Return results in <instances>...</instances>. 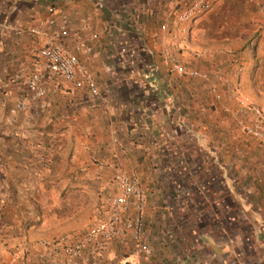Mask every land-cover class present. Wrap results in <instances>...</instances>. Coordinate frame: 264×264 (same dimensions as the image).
<instances>
[{
  "label": "crops",
  "instance_id": "0c3cea01",
  "mask_svg": "<svg viewBox=\"0 0 264 264\" xmlns=\"http://www.w3.org/2000/svg\"><path fill=\"white\" fill-rule=\"evenodd\" d=\"M177 2L0 0V204L7 216L12 211L8 209L11 200L21 206L25 200L36 199L35 192L45 191V186L53 191L58 184L90 180V173L105 165L114 169L115 175L122 169L124 155L136 164L157 150L155 157L165 166H179L182 156L168 154L184 152L177 145L179 131H231L227 119L204 110L207 103L198 95L192 100L194 111H189L183 96L185 85L161 62L160 51L168 39L158 37L159 28ZM52 10L68 18L72 31L67 46L72 50L82 46L74 52L91 71L100 96L92 98L85 89L71 91L69 84L58 80L46 84L49 106L44 112L34 103H29L25 112H14L19 101L29 102L25 85L14 77L20 65L32 69L41 45L40 40L18 31L46 19ZM191 43L181 44V56H193L192 50L199 49ZM211 58L206 64L204 58L192 64L205 69ZM218 118L225 128L215 125ZM195 148L206 152L222 171L219 179L226 191H201L196 186L192 192L164 194L167 200L182 199L177 210L192 211L196 221L193 252L184 255L180 263L264 264V185L255 191L234 192L226 172L229 159L217 160L216 149L199 141ZM245 151L246 162L250 163L253 152L264 164V150L252 145ZM67 153H74L76 161L63 160ZM78 170L84 174L74 177ZM134 173L141 179L138 171ZM180 176L179 183L190 178L185 173ZM207 178L209 183L217 182L214 177ZM162 210L169 214V204ZM6 215L4 221L9 219ZM9 226L0 220L1 231ZM205 249L208 252L203 256Z\"/></svg>",
  "mask_w": 264,
  "mask_h": 264
},
{
  "label": "rangeland",
  "instance_id": "374dc122",
  "mask_svg": "<svg viewBox=\"0 0 264 264\" xmlns=\"http://www.w3.org/2000/svg\"><path fill=\"white\" fill-rule=\"evenodd\" d=\"M176 40L180 57L189 61L191 67L210 75L209 81L181 79L182 82H179L185 85L183 96L188 100V110L194 111L192 100L198 95L207 103L204 110L216 111V115L223 116L225 121L227 119L228 130L231 131H179L177 145L184 152L168 153L173 158L182 156L183 162L179 166H165L164 161L155 157L157 150H152L151 158L146 154L147 159L136 164L124 155L120 170L128 173L138 171L141 176L147 211L145 238L152 254L147 257L138 254L130 240L125 244L112 242L101 253L89 254L83 264H181L183 256L193 252V242L197 239L193 213L179 212L177 208L182 199L167 200L164 194L192 192L196 186L201 191L220 194L226 191L219 179L222 171L214 166L206 152L196 150L198 141L208 149H216L217 160L223 157L229 159L226 172L234 192L255 191L261 186L257 179L264 175V164L258 162L253 152H250V163L246 162L245 148L256 145L264 150V147L242 132L240 122L248 118L237 111L241 96L264 108V0H218L190 26L185 38L178 37ZM183 42H192L199 47L192 53H200L199 59L204 58L205 64L212 56L208 67L193 66L192 54L181 56ZM211 87H215L216 92L212 93ZM217 121L216 126L225 128L223 120L218 118ZM66 155L63 160L76 161L74 153ZM94 164L97 165L98 161ZM108 167L105 165L98 172H91L90 180H78L70 185L58 184L53 191L45 186V191L35 192L36 199L25 200L21 206L15 205L19 201L11 200L9 216L3 211V204L0 220L11 228L0 230V264H41L38 259L42 252L40 241L52 242L63 235L83 234L96 220V207L104 197L113 193L114 169ZM78 172L74 177L84 174L83 171ZM181 173L189 174V180L179 183ZM95 175L98 178H93ZM208 176L214 177L217 182L209 183ZM188 202L191 205V201ZM166 204L170 207L169 214L162 210ZM4 215L9 219L4 221ZM207 252L205 249L203 256Z\"/></svg>",
  "mask_w": 264,
  "mask_h": 264
},
{
  "label": "built area",
  "instance_id": "2783aa9c",
  "mask_svg": "<svg viewBox=\"0 0 264 264\" xmlns=\"http://www.w3.org/2000/svg\"><path fill=\"white\" fill-rule=\"evenodd\" d=\"M217 1L178 0L164 16L158 37L168 41L161 48V62L175 78L209 81V74L191 67L189 61L180 57L176 39L185 38L190 26ZM71 31L68 18L57 10H52L46 19L18 31V34L40 40L41 45L36 51L32 69L29 65H20L14 77L23 82L29 96V102L22 100L15 104L14 112H25L29 103L36 104L39 111L44 112L49 106L46 84L58 80L68 83L71 91L85 89L92 98L100 96L91 71L74 52L81 50L82 46L77 45L73 50L67 46ZM86 51L91 52V48L87 47ZM200 57V53L194 51L192 58L197 60ZM210 89L212 93L216 92L215 87ZM238 103L237 113L248 118L240 122L242 132L264 147V108L243 96L238 98ZM113 142L117 143L116 138ZM257 182L264 185V175ZM145 202L140 178L134 172L117 171L113 178V193L104 197L95 209V222L83 234L63 235L52 242L40 241V263L83 264L89 254L101 253L112 242L125 244L128 240L138 254L150 256L152 249L145 238Z\"/></svg>",
  "mask_w": 264,
  "mask_h": 264
}]
</instances>
